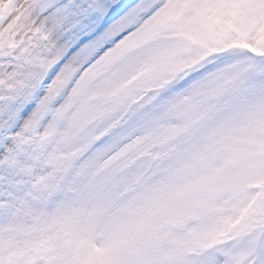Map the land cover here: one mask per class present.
I'll use <instances>...</instances> for the list:
<instances>
[{
  "label": "rangeland",
  "instance_id": "rangeland-1",
  "mask_svg": "<svg viewBox=\"0 0 264 264\" xmlns=\"http://www.w3.org/2000/svg\"><path fill=\"white\" fill-rule=\"evenodd\" d=\"M177 6L168 29L150 33L156 11L139 29L145 96L128 147L89 166L74 202L41 209L11 184L0 264H264V0ZM212 52L206 73L156 97Z\"/></svg>",
  "mask_w": 264,
  "mask_h": 264
},
{
  "label": "snow or ice",
  "instance_id": "snow-or-ice-1",
  "mask_svg": "<svg viewBox=\"0 0 264 264\" xmlns=\"http://www.w3.org/2000/svg\"><path fill=\"white\" fill-rule=\"evenodd\" d=\"M150 0H0V199L41 209L83 194L135 131ZM63 218V217H61Z\"/></svg>",
  "mask_w": 264,
  "mask_h": 264
},
{
  "label": "bare ground",
  "instance_id": "bare-ground-1",
  "mask_svg": "<svg viewBox=\"0 0 264 264\" xmlns=\"http://www.w3.org/2000/svg\"><path fill=\"white\" fill-rule=\"evenodd\" d=\"M176 9H178V6L177 7H175L174 8V0H165V2L162 4V6H160V7H158L154 12H155V15H156V18H155V20L156 21H158L160 18H161V16L163 17V20H162V22H160V23H158V25H157V27H156V29H155V31H153V32H150L151 34H155V33H157V28H159V26H162V28H160V29H168L169 27H170V24H172V23H176L177 21H178V19H179V14H178V12L179 11H177ZM153 12V13H154ZM152 13V14H153ZM143 38V35H142V33L141 34H139V36L137 37V38ZM139 38V39H140ZM220 69V68H219ZM206 76V75H205ZM193 82V81H192ZM191 82V83H192ZM186 87V86H185ZM184 87V88H185ZM178 91H181V89L180 90H178ZM177 91V92H178ZM176 92H174L171 96H173L174 94H175ZM170 96V97H171ZM169 98V97H168ZM165 100V99H164ZM48 220H50V218L48 219Z\"/></svg>",
  "mask_w": 264,
  "mask_h": 264
}]
</instances>
